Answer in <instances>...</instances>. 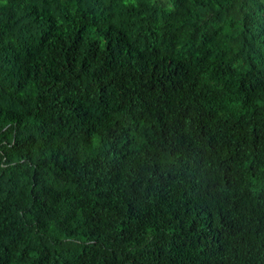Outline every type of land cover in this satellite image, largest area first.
I'll list each match as a JSON object with an SVG mask.
<instances>
[{"label": "trees", "instance_id": "trees-1", "mask_svg": "<svg viewBox=\"0 0 264 264\" xmlns=\"http://www.w3.org/2000/svg\"><path fill=\"white\" fill-rule=\"evenodd\" d=\"M0 264H264V0H0Z\"/></svg>", "mask_w": 264, "mask_h": 264}]
</instances>
